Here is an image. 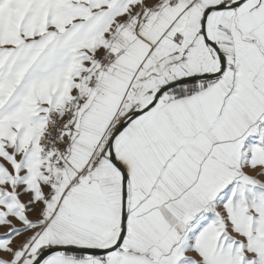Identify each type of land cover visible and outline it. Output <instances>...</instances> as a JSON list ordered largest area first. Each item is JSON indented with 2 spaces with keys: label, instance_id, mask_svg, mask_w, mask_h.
Segmentation results:
<instances>
[{
  "label": "snow or ice",
  "instance_id": "6c2138e0",
  "mask_svg": "<svg viewBox=\"0 0 264 264\" xmlns=\"http://www.w3.org/2000/svg\"><path fill=\"white\" fill-rule=\"evenodd\" d=\"M0 264H264V0H0Z\"/></svg>",
  "mask_w": 264,
  "mask_h": 264
}]
</instances>
